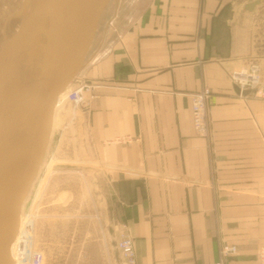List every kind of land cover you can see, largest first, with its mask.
Masks as SVG:
<instances>
[{
	"label": "crops",
	"instance_id": "obj_1",
	"mask_svg": "<svg viewBox=\"0 0 264 264\" xmlns=\"http://www.w3.org/2000/svg\"><path fill=\"white\" fill-rule=\"evenodd\" d=\"M24 1L0 0V31ZM251 1L111 0L100 17L80 70L93 98L71 130L82 179L107 184L104 225L125 226L137 264H213L223 244L237 248L226 264H258L264 101L231 81L255 66L264 88L250 41L263 2L243 11ZM202 87L209 141L191 123L190 95Z\"/></svg>",
	"mask_w": 264,
	"mask_h": 264
},
{
	"label": "water",
	"instance_id": "obj_2",
	"mask_svg": "<svg viewBox=\"0 0 264 264\" xmlns=\"http://www.w3.org/2000/svg\"><path fill=\"white\" fill-rule=\"evenodd\" d=\"M110 1L33 0L29 14L1 44L0 264H13L11 246L48 148L57 98L82 69ZM260 4L253 0L242 10L251 12ZM23 43L30 52L41 50L38 64L28 72L15 55ZM8 59L15 66L10 79L5 77Z\"/></svg>",
	"mask_w": 264,
	"mask_h": 264
},
{
	"label": "rangeland",
	"instance_id": "obj_3",
	"mask_svg": "<svg viewBox=\"0 0 264 264\" xmlns=\"http://www.w3.org/2000/svg\"><path fill=\"white\" fill-rule=\"evenodd\" d=\"M261 1L250 28L251 57L255 61L264 59V0ZM32 7L33 0H25L22 12L10 18L9 26L0 31V47ZM15 50L30 68L38 64L40 49L30 52L23 43ZM73 113L78 114L79 109L74 110L68 103L57 111L53 126L57 129L23 204L20 224L21 215L35 221L34 246L42 252L43 264H121L115 249L117 231L103 222L107 184L97 176H86L89 181L82 179L81 136L71 130L69 120Z\"/></svg>",
	"mask_w": 264,
	"mask_h": 264
},
{
	"label": "built area",
	"instance_id": "obj_4",
	"mask_svg": "<svg viewBox=\"0 0 264 264\" xmlns=\"http://www.w3.org/2000/svg\"><path fill=\"white\" fill-rule=\"evenodd\" d=\"M231 81L237 88L238 95L252 91V96L264 101V89L261 87L260 77L257 68L251 66L248 70L234 73ZM94 85L86 76L79 71L68 88L61 93L55 106L68 103L74 110L86 109L90 100L93 98L92 92ZM61 95L63 98L60 99ZM210 91L202 87L197 92L190 95V113L192 128L197 135L206 140H210V120L208 111V100ZM75 113L70 117V123L75 119ZM35 221L33 218L21 215V224L16 233L13 242L11 255L17 261V264H43V254L34 246ZM115 249L118 253L121 264H137L133 239L125 226H120L116 234ZM237 253L235 246L221 245L218 252V259L213 264H226L227 259ZM258 264H264V247L257 251Z\"/></svg>",
	"mask_w": 264,
	"mask_h": 264
},
{
	"label": "bare ground",
	"instance_id": "obj_5",
	"mask_svg": "<svg viewBox=\"0 0 264 264\" xmlns=\"http://www.w3.org/2000/svg\"><path fill=\"white\" fill-rule=\"evenodd\" d=\"M13 22H14V19H13ZM12 23V22H11ZM19 50L17 52H15V55L18 57V59H20V61L22 60L21 56L18 54ZM14 63H13V60H7L6 61V64H5V77L6 78H11L13 76V74L15 73V70H14ZM21 68L22 70H24L25 72H28L30 70V67L23 61H21ZM63 98V95H61L60 99ZM62 105V104H61ZM61 105H59L58 107H54V112H53V122H52V129H53V126H54V120H55V116L57 114V111L61 108ZM20 226V216H19V225H18V228ZM18 231V229H17ZM13 246V244H12ZM11 246V249L13 250V247ZM13 258V264H15V258Z\"/></svg>",
	"mask_w": 264,
	"mask_h": 264
}]
</instances>
